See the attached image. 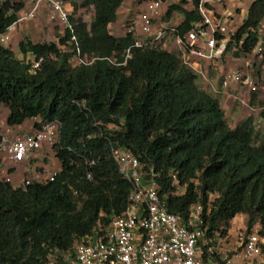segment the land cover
I'll return each instance as SVG.
<instances>
[{
    "label": "trees",
    "instance_id": "1",
    "mask_svg": "<svg viewBox=\"0 0 264 264\" xmlns=\"http://www.w3.org/2000/svg\"><path fill=\"white\" fill-rule=\"evenodd\" d=\"M67 1L75 15L79 8H94L92 21L71 18L73 32L66 29L57 42L24 36L21 59L0 45V106L9 111L7 125L34 118L41 120L35 129L53 121L62 125L53 147L60 163L54 181L14 187L0 170V264H44L51 254L102 235L122 216L132 185L114 156L120 148L139 159L144 173L157 174L170 213L188 218L193 206H203L210 239L226 236L238 215L247 218L246 233L259 226L264 237V133L255 118L231 127L220 97L202 88L182 53L134 33L115 36L111 26L126 0ZM199 3L192 0L187 9L188 0H181L167 7L166 21L183 18L176 36L201 22ZM25 7L23 0L0 1L1 34ZM263 21L264 0H255L227 53L251 55ZM137 41L144 45L136 47ZM77 47L82 57L95 59L92 64L73 66ZM251 96L252 106L264 107L258 92ZM174 175L184 189L180 195L174 194Z\"/></svg>",
    "mask_w": 264,
    "mask_h": 264
},
{
    "label": "built area",
    "instance_id": "2",
    "mask_svg": "<svg viewBox=\"0 0 264 264\" xmlns=\"http://www.w3.org/2000/svg\"><path fill=\"white\" fill-rule=\"evenodd\" d=\"M188 1L192 3V0ZM220 1L200 0L197 9L201 22L195 24L184 37L176 36V26H171L158 31L154 39L161 41L174 36L183 61L189 66H192L195 58L209 62L222 59L227 54L233 31L227 22L216 16L214 5ZM41 4L48 5L53 20H59L65 25V30L73 32V13L66 8L63 0H37L30 10L19 14L18 20L7 33H0V45L8 46L9 32L15 26L35 18ZM163 4L160 0L145 2L139 13L130 18L127 32L136 34L140 30L142 35L153 34L154 21L161 15ZM262 26L255 50L259 55L264 54ZM143 45L141 41L135 43L136 47ZM74 56L76 65H89L95 60L89 61L82 57L78 47ZM224 77L221 84L223 89L235 82L246 86L250 93L259 91L252 76L232 72ZM61 128L59 121H53L24 135H19L13 128L6 129L0 144L2 179L12 182L9 173L11 163L28 164L42 152L44 146L49 145L53 149L60 140ZM114 156L121 173L132 185L126 212L114 217L102 235L95 233L72 250L51 254L44 264H264V237L259 233V226L235 237L229 231L226 236L217 233L215 238L210 239L206 235L208 228L201 204L191 208L188 218L170 213L165 199L160 196L157 174L153 171L144 173L139 159L125 148L114 151ZM58 171L55 169L47 180L54 181ZM34 179L41 182L39 177ZM173 179L176 187L174 194H182L184 189L179 185L176 175ZM23 183L29 184L31 181Z\"/></svg>",
    "mask_w": 264,
    "mask_h": 264
},
{
    "label": "rangeland",
    "instance_id": "3",
    "mask_svg": "<svg viewBox=\"0 0 264 264\" xmlns=\"http://www.w3.org/2000/svg\"><path fill=\"white\" fill-rule=\"evenodd\" d=\"M63 1L65 3L66 8L73 13V18H82L88 24L92 21L95 12L94 8L92 7L79 8L78 12L75 15L69 2L67 0H63ZM77 1L79 4H81L84 0H77ZM146 1L148 0H133V1L126 0L125 7L120 9L119 14H121V16H126L124 20L125 22L124 27L126 29V32L130 18L134 14L139 13V11L142 9L144 2ZM180 1L181 0H173L171 1V3L177 4L180 3ZM50 15H52L51 12ZM167 22L168 21L165 20V15H161L158 19L155 20L154 23L155 26L153 27V34L146 36V35H142L140 30L139 31L137 30L136 36L139 40L142 41L153 40L155 38V34L158 31L167 27L169 28V26H173L172 24H167ZM48 26L49 27H45L44 31L42 32V39H44V42H57L58 39L57 36L60 37L64 36L65 25L60 23L59 20L56 19L52 20V23H49ZM175 41L176 38L174 36H170L168 39H162L161 44L167 49H169L170 47L174 48ZM261 41L264 46V37L261 38ZM173 51L176 53H181V50L178 47H175ZM248 58H250V60L252 61L250 64L247 63L246 61L248 60ZM253 59L255 62L259 63L258 68L254 67ZM195 60H197L199 66L197 67L198 70L196 69L195 70L198 72L200 76V85L204 90L208 91L209 93L222 98L221 105L226 114V119L228 124L231 127H235L238 123L245 120L249 116H253L255 118V124L257 126V129L264 133V118L262 117V111L264 110V107L262 106L253 107L251 105L252 96L250 94L249 89L246 86H244L243 84L232 83L228 88L223 89L222 95L221 94L219 95L211 91L212 87L209 83V79L211 75H212L211 77L216 78L217 84H219L223 79V77H221L222 75L224 76L226 73L228 74L231 72H239L243 76L254 77L257 86H259L258 94H260L261 96L262 92L264 94V85L262 84L263 74H264V62L262 55H259L256 53V51H254L248 57L236 58L234 56V52L231 51L217 62H207L204 60H199L197 58H195L193 62H195ZM193 62L191 67L195 68ZM218 64L220 65V67L224 68L222 75L219 74V77L217 76V71H216V69L219 68ZM73 66H77L75 59L73 60ZM250 66L254 67L253 69H251L252 70L251 74L246 73L247 71L250 70ZM235 84L238 86V89L237 86H234ZM225 98H231L230 102L229 101L225 102ZM261 102L264 103V101ZM2 114H3V108H0V133L4 134V132L6 131V129L9 128V126L7 125L6 121H2L3 120L2 116H4ZM33 122L34 124H36L39 121H33ZM15 131L19 135H21V132H23L22 129H15ZM34 131L35 128L33 126L31 132ZM37 155L38 158H33L30 161V163L26 165L20 166L21 164H14V163H11V165H9L10 170H13L14 168L17 169L19 168L21 170L19 173H21L20 177L22 183L26 182L27 180L34 182L36 180L34 179L35 175L39 176L41 181L44 182L53 173V171L57 168L56 166L59 164V161L56 159L53 149L49 145L44 146L42 152H40ZM246 230H247V218L245 215H238L236 218L232 220L230 226L231 236L235 237Z\"/></svg>",
    "mask_w": 264,
    "mask_h": 264
},
{
    "label": "crops",
    "instance_id": "4",
    "mask_svg": "<svg viewBox=\"0 0 264 264\" xmlns=\"http://www.w3.org/2000/svg\"><path fill=\"white\" fill-rule=\"evenodd\" d=\"M0 1H4V0H0ZM23 1L26 3V7H25L24 11H28L32 8V6H34V3L37 0H23ZM131 1H133V0H131ZM171 1H173V0H170L169 2L163 4V10L161 12V15H165V13L167 11V7L170 4H172ZM254 1L255 0H221L220 2H218L214 5V11H215L216 16L218 18H221L224 22H227L230 29L232 31H235L240 27L243 20L246 18L248 10ZM125 5H126V3H124L122 8H124ZM186 7H187V9H191L192 3L190 1H188V5ZM50 12H51V9L48 7L47 4H41L39 6V9L37 11L35 18L28 20L25 23H22V24L15 26V28L9 32L10 40H9V46L8 47H10L17 54L18 58L21 59L23 57V55L19 54V49H18L19 47L18 46H19V43L23 39L24 36L31 37V39L35 43H43L44 42V39H42V32L44 31L45 27H49L48 24L52 23V20H53L52 15H50ZM125 17L126 16H121V14H119V19L117 20L116 23H114L111 26L113 34L117 37H121V36H124L126 34V29L124 27ZM182 19L183 18L181 16L176 14L175 18L168 21L167 24H172L173 26H178L179 23L182 21ZM154 23H155V21H154ZM262 25H264V21H263ZM169 27H171V26H169ZM164 29H166V28H164ZM62 30H64V29H62ZM175 47L179 48L178 43L176 41H175L174 48L170 47L168 50L173 51L175 49ZM27 57L32 58L31 55H29ZM246 61L249 64L252 62L250 60V58H248V60H246ZM253 61H254V59H253ZM207 62H209V61H207ZM215 62H217V61H215ZM193 64L195 65L194 66L195 69L198 70L197 67H199V66H198L197 60H195V62H193ZM218 66H219V68H217L216 71H217V76L219 77V74L222 75L224 68L220 67L219 64H218ZM254 67L258 68L259 63L254 61ZM254 67L250 66V70L247 71L246 73L251 74V72H252L251 69H253ZM211 76L209 79V83L212 87L211 91H213L219 95L220 94L222 95L223 88L221 87V83H222L223 79L221 78L222 79L221 83L217 84L216 78L211 77ZM224 76L222 75L221 77H224ZM232 83H235V82H232ZM262 84L264 85V74H263V83ZM234 86H237V85L235 84ZM237 89H238V86H237ZM220 99L222 100V98H220ZM230 100H231V98H225V102L226 101L230 102ZM236 101H237V98H236ZM260 101H264L263 92L260 96ZM0 108H3V114L2 115H4V116H2V119L4 121H6L8 115H9V111L4 106H0ZM33 121L34 120H27L22 126L13 127V129L14 130L15 129H22L23 132H21V135L27 134V133L31 132V130L33 128V124H34ZM23 129H25V130H23ZM34 158H38V155ZM22 165H26V164H22ZM22 165H20V166H22ZM57 166H59V164ZM20 171L21 170L19 168L18 169L14 168V172L12 173V185L14 187H19L22 185V181H21V177H20L21 173H19ZM34 177H39V176L35 175Z\"/></svg>",
    "mask_w": 264,
    "mask_h": 264
},
{
    "label": "clouds",
    "instance_id": "5",
    "mask_svg": "<svg viewBox=\"0 0 264 264\" xmlns=\"http://www.w3.org/2000/svg\"><path fill=\"white\" fill-rule=\"evenodd\" d=\"M149 1V0H148ZM147 2V1H146ZM145 3V2H144ZM177 27V26H176ZM65 31V30H64ZM126 33H128V32H126ZM234 33V32H233ZM167 39V38H166ZM9 46V45H8ZM8 46H5V47H7V48H10V47H8ZM257 48V47H256ZM256 50V49H255ZM228 54V53H227ZM226 54V55H227ZM232 73V72H231ZM224 78L225 77H223V80H224ZM223 82V81H222ZM222 84V83H221ZM259 87V86H258ZM253 93V92H252ZM252 93H250V94H252ZM260 100V99H259ZM261 102V101H260ZM263 103V102H262ZM264 104V103H263ZM254 107V106H253ZM256 107V106H255ZM250 117V116H249ZM7 120V119H6ZM32 120H34V121H39L38 123H40L41 122V120L39 119V118H34V119H32ZM2 121H4V120H2ZM33 126H35V124H33ZM10 127V126H9ZM15 127H18V126H15ZM10 128H13V127H10ZM35 128V127H34ZM57 168V170H59L60 169V163H59V166H56ZM9 173H10V171H9ZM1 174H2V172H1ZM11 175H12V173H10ZM2 177H3V175H2ZM1 177V178H2ZM45 181H48L47 179L45 180ZM44 181V182H45ZM34 182H37V181H34ZM11 184H12V182H11ZM24 185V183H22V185L21 186H23Z\"/></svg>",
    "mask_w": 264,
    "mask_h": 264
}]
</instances>
